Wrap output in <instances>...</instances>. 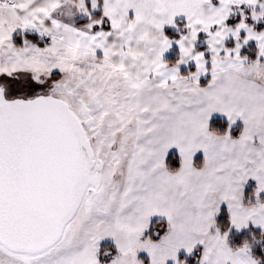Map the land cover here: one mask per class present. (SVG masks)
Masks as SVG:
<instances>
[{
    "label": "snow or ice",
    "instance_id": "6c2138e0",
    "mask_svg": "<svg viewBox=\"0 0 264 264\" xmlns=\"http://www.w3.org/2000/svg\"><path fill=\"white\" fill-rule=\"evenodd\" d=\"M193 262L264 264V0H0V264Z\"/></svg>",
    "mask_w": 264,
    "mask_h": 264
},
{
    "label": "trees",
    "instance_id": "16d2710c",
    "mask_svg": "<svg viewBox=\"0 0 264 264\" xmlns=\"http://www.w3.org/2000/svg\"><path fill=\"white\" fill-rule=\"evenodd\" d=\"M193 264H194V262H193Z\"/></svg>",
    "mask_w": 264,
    "mask_h": 264
},
{
    "label": "crops",
    "instance_id": "0c3cea01",
    "mask_svg": "<svg viewBox=\"0 0 264 264\" xmlns=\"http://www.w3.org/2000/svg\"><path fill=\"white\" fill-rule=\"evenodd\" d=\"M199 155V154H198Z\"/></svg>",
    "mask_w": 264,
    "mask_h": 264
}]
</instances>
